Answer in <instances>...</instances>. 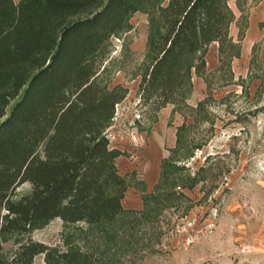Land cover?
<instances>
[{
    "label": "trees",
    "instance_id": "1",
    "mask_svg": "<svg viewBox=\"0 0 264 264\" xmlns=\"http://www.w3.org/2000/svg\"><path fill=\"white\" fill-rule=\"evenodd\" d=\"M155 1L0 0V264H34L42 255L46 264H91L79 250L58 253L31 238L8 257L3 240L56 219L104 227L147 212L150 195L143 211L123 207L130 184L117 160L125 152L107 130L127 89L109 88L101 54L132 15ZM228 2L169 1L140 85L154 112L175 103L193 69L204 75L207 62L199 54L210 45L219 44L222 67L229 62ZM171 166L182 170L165 161L162 176ZM197 176L184 186L194 188Z\"/></svg>",
    "mask_w": 264,
    "mask_h": 264
},
{
    "label": "rangeland",
    "instance_id": "2",
    "mask_svg": "<svg viewBox=\"0 0 264 264\" xmlns=\"http://www.w3.org/2000/svg\"><path fill=\"white\" fill-rule=\"evenodd\" d=\"M169 1L156 0L132 15L101 54L109 88L127 89L107 130L112 145L125 152L126 165L117 162L120 174L128 175L125 198L142 201L143 211L150 195L147 212L104 227L56 219L29 235L5 238L8 257L27 238L58 253L79 250L91 264H228L227 255L259 247L254 240L264 236V0H229V62L222 67L219 44L213 43L199 54L207 62L204 75L193 69L191 84L175 103L154 112L140 85L164 32ZM165 161L182 170L171 166L173 172L162 176ZM197 174L199 183L185 187ZM34 264H46L45 256Z\"/></svg>",
    "mask_w": 264,
    "mask_h": 264
},
{
    "label": "crops",
    "instance_id": "3",
    "mask_svg": "<svg viewBox=\"0 0 264 264\" xmlns=\"http://www.w3.org/2000/svg\"><path fill=\"white\" fill-rule=\"evenodd\" d=\"M156 143V141L154 142V144ZM117 149H120L122 151L121 148H119L118 146H114ZM124 152V151H123ZM126 156H121L120 158H118L117 162L121 163V164H125L126 165V161H123V159ZM125 160V159H124ZM155 162V160H154ZM154 165V163H153ZM156 171L154 172V176L156 175ZM123 207L126 210H135V211H140L143 208V202L142 201H138V200H132L131 198H125L123 200ZM264 239L263 238H258V240H254V241H259V244L257 246H254V250L251 251L249 253H245L244 255H227V263L228 264H236V260L238 257H240L242 259V263L241 264H264V241H260ZM255 243V242H254ZM251 248V245H250ZM233 261V262H232Z\"/></svg>",
    "mask_w": 264,
    "mask_h": 264
}]
</instances>
